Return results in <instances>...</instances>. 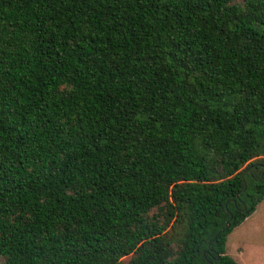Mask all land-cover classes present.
Returning a JSON list of instances; mask_svg holds the SVG:
<instances>
[{
	"label": "trees",
	"instance_id": "1",
	"mask_svg": "<svg viewBox=\"0 0 264 264\" xmlns=\"http://www.w3.org/2000/svg\"><path fill=\"white\" fill-rule=\"evenodd\" d=\"M263 201L264 0H0V264H238Z\"/></svg>",
	"mask_w": 264,
	"mask_h": 264
},
{
	"label": "rangeland",
	"instance_id": "2",
	"mask_svg": "<svg viewBox=\"0 0 264 264\" xmlns=\"http://www.w3.org/2000/svg\"><path fill=\"white\" fill-rule=\"evenodd\" d=\"M227 253L238 264H264V201L228 236Z\"/></svg>",
	"mask_w": 264,
	"mask_h": 264
},
{
	"label": "water",
	"instance_id": "3",
	"mask_svg": "<svg viewBox=\"0 0 264 264\" xmlns=\"http://www.w3.org/2000/svg\"><path fill=\"white\" fill-rule=\"evenodd\" d=\"M227 226H228V224H227Z\"/></svg>",
	"mask_w": 264,
	"mask_h": 264
}]
</instances>
